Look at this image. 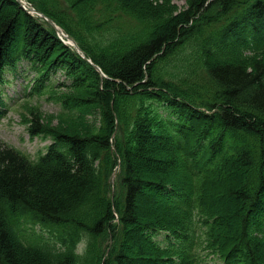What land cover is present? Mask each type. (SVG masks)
Returning a JSON list of instances; mask_svg holds the SVG:
<instances>
[{
    "label": "trees",
    "instance_id": "16d2710c",
    "mask_svg": "<svg viewBox=\"0 0 264 264\" xmlns=\"http://www.w3.org/2000/svg\"><path fill=\"white\" fill-rule=\"evenodd\" d=\"M34 1H41L43 6L37 2L38 7L64 28H83L84 34L75 38L89 37L91 55L106 73L120 80V86L138 83L144 98L154 94L170 109H163L156 118L134 115L132 109L141 105L138 92L130 97L127 89L121 92L116 86H108L104 92L98 84L87 82V74L72 71L67 59L85 64L95 75L97 72L59 42L49 25L27 13L17 0H0V71L6 60L14 66L17 60L27 58L35 66V91L39 89L41 94L55 90L51 80L59 71L70 81L59 87L94 88L91 97L57 94L63 108L77 113L71 125L85 123V133L69 131L64 125L57 130L43 120L38 108L28 107L33 116L31 134L54 138L37 162L0 144V264H101L110 234L116 235L117 241L105 264L140 263L121 260L117 253L120 238L140 249L139 259L146 264H194L186 247V240L193 237L189 221L210 238L211 244L224 247L229 259L235 261L232 257L237 251L249 253L250 263L264 264V248L252 244L260 241L254 232L263 230H244L237 248L231 247L238 235L239 201L243 197L248 200L246 214L252 212L249 208L253 205L255 216L264 219V0L195 1L199 17L194 29L190 13L174 15L171 9L163 10L162 0H66L67 6L62 8L56 6L61 0ZM100 35L102 43L97 40ZM186 50L189 53L184 54ZM178 54L188 59L187 65L198 61L194 72L203 71L209 84L200 86L188 73L181 83L168 78L169 59ZM111 101L119 118L116 150L110 141L116 129ZM86 121H91L92 127ZM188 130L196 139L189 138ZM242 130L255 137L256 149L249 148L251 136ZM170 140L176 144V152ZM178 151L189 173L202 161L208 168L223 169L221 178L227 183L221 186V171H214L207 185L200 186L199 199L194 194L195 219L182 206L191 193L186 188L181 191L180 184L187 177L174 168ZM226 151L236 160L227 167L219 166ZM118 159L121 174L112 198L111 174ZM151 162L161 164L160 168L151 171ZM245 168L255 173L256 181L251 183L248 178V188L241 192L240 169ZM149 189L172 198L176 204L173 211L159 206ZM226 194L237 203V209L228 208L220 215L216 209L223 198L218 197ZM112 204H116L118 221ZM231 217L236 218L235 227ZM28 222L47 226L49 237L24 234ZM141 229L165 232L164 237L153 239L152 247L144 241ZM81 233L90 238L84 257L73 255ZM53 240L61 242L66 251L58 252Z\"/></svg>",
    "mask_w": 264,
    "mask_h": 264
},
{
    "label": "rangeland",
    "instance_id": "374dc122",
    "mask_svg": "<svg viewBox=\"0 0 264 264\" xmlns=\"http://www.w3.org/2000/svg\"><path fill=\"white\" fill-rule=\"evenodd\" d=\"M152 1H159V0H152ZM195 1H200V0H162V2L160 4L164 7L163 10H168V9L173 10L174 15H181L184 13H190V15L193 17V24H192L191 28L194 29L195 23L199 17V12L195 8ZM39 5L42 6L41 3H39ZM167 5H170V6L166 7ZM121 32H123V31L121 30ZM158 32H160V30H158ZM97 40L99 42H102L103 38L98 37ZM81 42L89 51H91V53L93 52L89 43H88V42H90L89 37H87L86 39L84 38L83 41H81ZM221 49L223 50V47H221ZM187 53H189V50H186L184 52V54H187ZM187 62H188V59H185V57L183 55H180V54L176 55L175 58L169 59V68H171V71L168 72L167 77L168 78L172 77V78L176 79L179 83H181L182 81L185 80L184 79V77L186 76L185 74L188 73L192 76L193 80L198 82V84L200 86L208 85L209 84L208 79L206 77V74L203 71H201L200 73L194 72V66L198 63V61L195 64L189 63L188 65L186 64ZM22 66H23V68H26L25 74H30V76L33 77L34 73L30 69H28L26 63L22 64ZM56 78L58 81H62L64 79L63 73L62 72L57 73ZM19 81H21V79H19ZM86 81H89V80H86ZM90 82L93 83V80L91 79ZM94 82H95V79H94ZM95 84H97V83H95ZM109 85H110V83L106 82L104 86H101V89H102L101 91L106 92ZM15 86H16V88H18L19 87L18 83H16ZM93 90H94L93 87H86L83 89V88H76V87L70 86L68 88H64L62 90V92H60V93L65 94V95L69 94V95H74V96L80 95V96L91 97ZM135 90H137V91H135ZM143 91H144L143 88H140V84L133 87V89L128 90L130 97L134 96V93L136 94V92H138L141 95V97H140L141 110L138 113H140V115L145 114V116L147 118H149V116L150 117L153 116L154 111L151 109V105H149V103H151L150 101H148L149 99L144 98V95L141 94ZM196 93L200 94L201 91L197 90ZM46 97H47L46 95L34 96L32 99H29V101L36 103V104L41 106V108L44 112L42 111L39 114L45 122L50 123V126L53 128H56L57 130H59L64 125L67 127V129L69 131L76 130V131H81V133H85L84 132L86 129L85 123H83L81 126H78V127L71 125L72 122H70V120L77 116V113L74 111V109H70V110L65 109L61 106V104L57 103L54 100L46 99ZM83 100L87 103L90 102V100L87 98H84ZM23 101H24V99H19L10 108L9 115L6 117L5 123L0 126V139L5 141V142H11V143H14L16 145H19L23 149L30 152L33 156H36L38 154V152L44 148V143L40 140L31 141V140H29V138L25 134L24 130L26 128V125L21 122V117L19 114L20 110H22V105L26 102V101H24V102ZM61 111H63V116H59V114H58ZM90 113H91V111L89 112V114ZM124 113L126 114V117H127L128 116V107L125 108ZM132 113H134V115H136L137 114L136 109L133 108ZM86 123H87L88 127L91 126V121H86ZM242 131L246 132L248 135L251 136L249 148L252 147V148L256 149L258 143H257V140L255 139V137H253V135L250 132H248L247 130H242ZM152 133H154V132H151V134ZM187 133L189 134V138L191 137V140H193V138H195V135L192 134L191 131L188 130ZM162 134H165V132ZM166 137L169 139V136H166ZM243 139L246 140V138H243ZM170 141H171V144L173 146V151L176 152L178 149L176 144L175 143L173 144L172 140H170ZM194 142H195V140H194ZM149 146L152 147L153 150L157 149L156 145L152 146V144H149ZM177 154H178V156L176 158H177L178 166H177V164H174V168L176 169V172L179 175L186 176L188 183H189V185L185 184V182L183 184H180V186L182 188L181 189L182 192H184L186 190V191H188V193L193 194L195 191V192H197V197H195V199H199L198 194L200 191V186L204 182H205V186L207 185V182L209 181V176L214 171H221V172H219V175H221V176H219L218 179L221 181V186L224 187L227 185V183L225 181H223V179H222L223 178L222 176H224V174H222L223 169L217 170V169L208 168L207 170H205L203 168L205 166V163L203 165V164H201L202 161H200V162H197V165H198V167L201 168V172H200V174L197 173L196 174L197 177L194 178L193 174L189 173V167L187 166V163L185 162L184 156L181 153V151H178ZM229 155H230V152H228V151L224 152V154L220 157L219 166L224 164L223 167H227L228 163L235 162L236 159L230 158ZM152 157L154 158L155 156H152ZM166 160H167V157L165 159V162H166ZM160 165L161 164H158L156 162H151L148 167H149V169H151V171H154L155 170L154 168L159 169ZM206 171L209 172V175H207ZM240 171H241L240 174L242 176V181L244 183V187L240 191L244 192L246 190V188H248L246 180L248 178H250L251 183H255L256 175L254 172L249 173V169H247V168L240 169ZM204 172H205V174H204ZM146 180H148V179H146ZM150 183H152V182H150ZM171 184H175V183L172 182ZM184 188H186V189L184 190ZM148 193L154 194V195L156 194L153 192L152 189H149ZM242 195H243V193H242ZM155 196H156L157 204L159 206H162L163 208L169 207L170 208L169 210H171L174 206H176V204L172 198H169L166 196L163 197L161 194H157ZM149 198H151V197H149ZM200 198H202V196H200ZM218 198H223L222 200L219 201L220 202L219 207L216 209V212L219 213L220 215H223L226 212L225 210H227L228 208L237 209V203H235L232 199H230V197L227 196V194L225 196H221ZM247 201L248 200L244 197L239 201L240 215L237 218V220L240 219V221L236 225L238 228V235L231 242V247L237 248L239 240L241 238H243L242 234H243L244 230H246V229L245 228L240 229L241 228L240 222L242 219H244V224H246L247 220L251 217L252 221L254 222V225L258 224V225H256L257 228L262 226V224H264L263 223L264 219H262L258 216L256 217L254 213L253 214L250 213L248 215L246 214V212L248 211V204H247V206H245ZM179 210H182V208H180ZM171 211H173V210H171ZM142 217H144V216H142ZM211 218H213V217H211ZM225 219L226 218L224 217L223 220H225ZM231 219H233V217H231ZM235 220H236V218L233 219V226L234 227H235ZM35 228L36 229L28 228L27 233L30 234L33 231H35L37 234L45 233L46 235L49 236V232H48L47 228L42 227L40 225H36ZM255 228H252L250 230H254ZM135 229H137V228H134L133 230H135ZM212 229L214 230L215 227L213 226ZM259 229L263 230V233H264V227H260ZM187 231H188V226L184 230L183 234L186 233ZM140 233L142 234L144 241L148 245H151L152 247L155 246V242L152 241L153 236L150 235L149 230L141 229ZM146 236H148V237L146 238ZM119 240L121 241V246L117 250V253L122 255V257H123L121 259L122 261H129L130 257H134L135 260H139V262H140L139 264H146L147 263V262L141 261L139 259L142 255V251L140 249H137V247L133 246L132 243H130L126 240H122L121 238ZM252 244L253 245H255V244L261 245L264 248V240L263 239H261L258 243H252ZM211 246H212L211 256H213V257L206 256L205 251L207 250V248L199 251V257L202 255L203 257H205V259H207L204 264H223L222 261L225 260L223 258L224 247H222L221 245H215L214 242L212 243ZM235 248H231V250L233 251V249H235ZM229 250H230V248H229ZM215 253H217L218 256ZM237 256L240 257L241 254H238ZM244 256H245V259H244L245 263H247L246 258L250 257L249 253H244ZM126 258H128V259H126Z\"/></svg>",
    "mask_w": 264,
    "mask_h": 264
},
{
    "label": "bare ground",
    "instance_id": "6f19581e",
    "mask_svg": "<svg viewBox=\"0 0 264 264\" xmlns=\"http://www.w3.org/2000/svg\"><path fill=\"white\" fill-rule=\"evenodd\" d=\"M84 32H85L84 29L81 28L80 26L76 27L75 29L73 27H71V28H65L63 34L60 37L57 36V38H59V42L62 43V42H64V40L66 38H69V37H80V35H83ZM67 61H68V65H69V67H70V69L72 71L83 72L84 75L87 74V79L86 80H89L87 82L92 83V82H90V80L92 79L93 80V83L94 84L97 83L100 87L101 86H104L105 83L107 82V83H110L109 86H116L115 88H117L121 92H124V89L129 90V89H132L133 86L135 87L136 85H138V83H137V84H135L133 86H129L128 85L126 87H122L119 84L120 83V80H118V78H113L109 74H106L104 76H98V75L93 74V72L91 70L87 69L85 64H82V63L79 64L78 63L79 61L78 62H75V60L72 61V60H68V59H67ZM94 79H95V82H94ZM203 168L204 169H207L208 168L207 164ZM200 172H201V168H199V170H198V173L199 174H200ZM172 182H175V181H172ZM187 182H188V180L186 179V182L185 183H187ZM175 183L179 184L178 182H175ZM245 206H247V203L245 204ZM249 210H252L251 214H253L254 211L256 210V207L255 206L253 207V205H251L250 208H249ZM239 221H240V219L237 221V223H239ZM263 223H264V221H263ZM240 225H241V228L240 229L245 228L246 230H250L252 228H255L256 225H258V224H255L254 225V222L252 221V219L250 217L247 220L246 224H244V219H242L241 222H240ZM260 227H264V224H262V226H260ZM260 227H258V228H260ZM258 228L256 227L255 229H258ZM126 259H128V258H126ZM129 259L130 260H134V257H130ZM246 262L247 263L249 262V258H246Z\"/></svg>",
    "mask_w": 264,
    "mask_h": 264
},
{
    "label": "clouds",
    "instance_id": "9594fccd",
    "mask_svg": "<svg viewBox=\"0 0 264 264\" xmlns=\"http://www.w3.org/2000/svg\"><path fill=\"white\" fill-rule=\"evenodd\" d=\"M51 243L55 245V248L57 249L58 252L66 251L65 246L61 242L57 240H53L51 241ZM89 244H90V238L86 234L81 233L80 238L75 243V247L73 249V255L78 257L86 256L88 252Z\"/></svg>",
    "mask_w": 264,
    "mask_h": 264
}]
</instances>
